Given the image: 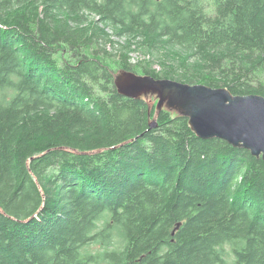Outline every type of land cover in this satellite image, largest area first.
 I'll return each mask as SVG.
<instances>
[{"label":"trees","instance_id":"1","mask_svg":"<svg viewBox=\"0 0 264 264\" xmlns=\"http://www.w3.org/2000/svg\"><path fill=\"white\" fill-rule=\"evenodd\" d=\"M120 69L264 97V0H0V264H264V161Z\"/></svg>","mask_w":264,"mask_h":264},{"label":"water","instance_id":"2","mask_svg":"<svg viewBox=\"0 0 264 264\" xmlns=\"http://www.w3.org/2000/svg\"><path fill=\"white\" fill-rule=\"evenodd\" d=\"M114 82L121 96L134 100L156 97L150 130L158 127L157 116L166 109L188 119L189 128L198 138L225 141L264 161V97L234 96L226 88L191 86L125 70L115 74ZM149 107L151 114L154 106Z\"/></svg>","mask_w":264,"mask_h":264},{"label":"rangeland","instance_id":"3","mask_svg":"<svg viewBox=\"0 0 264 264\" xmlns=\"http://www.w3.org/2000/svg\"><path fill=\"white\" fill-rule=\"evenodd\" d=\"M92 19H94V20H97L95 17H92ZM108 31L111 33V30L110 29H108ZM112 40L114 41V42H117L118 41V39L117 38H112ZM142 56V54L141 53H134V54H132V56H131V62H132V64H134V62H136V61H140L141 59L139 58V57H141ZM120 70H122V69H120ZM120 70H118V71H120ZM140 75H142V74H140ZM143 76V75H142ZM156 97H153V98H147L146 99V101L149 103V105L150 106H154V108L156 109V105H157V103H155V99ZM164 110H166V109H164ZM167 111V110H166ZM95 249H97V247L95 248Z\"/></svg>","mask_w":264,"mask_h":264}]
</instances>
